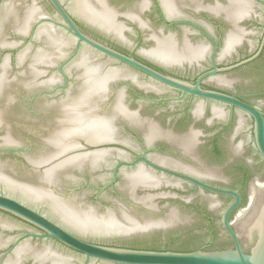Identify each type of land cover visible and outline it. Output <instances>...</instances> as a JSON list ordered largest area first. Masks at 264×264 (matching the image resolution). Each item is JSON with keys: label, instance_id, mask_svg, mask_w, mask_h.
Segmentation results:
<instances>
[{"label": "water", "instance_id": "1", "mask_svg": "<svg viewBox=\"0 0 264 264\" xmlns=\"http://www.w3.org/2000/svg\"><path fill=\"white\" fill-rule=\"evenodd\" d=\"M161 1L165 10L172 14L171 1ZM111 5L114 7L109 6L107 0H99L86 52L67 160L59 264H264V183L253 186L250 193L252 204L250 208L243 209L239 215L238 226L249 232L253 228L256 236L255 240L252 239V246L245 251L232 227V222L228 220L229 214L240 201V194L193 180L206 189L235 196V201L224 215V225L230 233L234 247L208 251L200 249L182 251L196 248L207 241L225 246L229 244V239L225 235L206 230L197 236H191L181 230L180 217L176 211L172 210V207L166 210V185L162 186L166 183V172L179 177L186 176L155 164L145 155L139 159L145 161L152 169L145 168L141 164L133 167L139 159L116 163L118 156L128 159L125 150L132 152L125 148L130 144L126 134H132L126 132L125 123H119L121 118L138 131L146 145H151L150 143L153 142L152 146L147 147H155L158 138H167L175 142L188 154H191L194 147L193 134L178 137L162 130L159 124V120L166 119V109L171 112L184 105L137 103L133 93L127 91L130 83L138 85V88L144 92H151L155 98L179 96L165 85L182 92L183 96L186 94L198 96L195 98L197 115H200L203 107L206 106L214 111L213 115L225 117L231 115L232 107L244 110L253 117L254 136L252 119L239 110L235 113L249 140L253 143L255 139L256 146L264 158L262 111L231 95L245 96L264 110L262 94L264 87H259L257 69L239 68L227 73L223 71L233 69L247 61L219 67L212 60L213 68L202 73L193 83L191 80L210 68L211 63L209 60L202 61L201 64L193 65L189 69L188 62L183 61L197 60L200 50L187 48V41L182 47L177 44L173 36H168L166 27L164 30V24L156 12L152 11L149 16L150 30H146V34H141L140 28L135 26L136 30H131L118 16L120 11H133L135 7L132 3L111 0ZM210 9L215 12L223 10L227 17L236 23L235 20L240 15L247 14L252 8L249 0H230L228 6L222 8L213 6ZM131 17L139 18L137 12L131 13ZM142 24L144 26V23ZM161 29L164 30L163 34ZM241 36L243 35L240 31H232L227 42L235 43ZM138 37H143L144 40L148 38L139 48L147 52L143 56L146 61L159 66L165 72L167 68L175 76L160 72L108 46L114 45L132 50L136 45L134 42L129 44L128 41L129 39L137 41ZM237 61L240 60H219L220 63L225 64ZM184 63L187 70L181 65ZM218 72L222 73L208 77L206 83L217 85V88L230 94L203 87L204 77ZM130 104L133 105V111ZM142 114L152 116L156 114L158 119L142 118ZM118 131L122 132L121 135L117 133ZM133 150L135 155L141 153L139 147L134 146ZM154 152L152 150L149 153L154 154ZM158 160L165 162L163 159ZM156 171H162L163 174H158ZM169 209L172 211L170 212ZM192 225L205 226V221L196 219ZM248 244L246 240L245 245ZM166 245L170 247L169 250H166ZM134 246H148L155 249L132 248Z\"/></svg>", "mask_w": 264, "mask_h": 264}, {"label": "flooded vegetation", "instance_id": "2", "mask_svg": "<svg viewBox=\"0 0 264 264\" xmlns=\"http://www.w3.org/2000/svg\"><path fill=\"white\" fill-rule=\"evenodd\" d=\"M107 1L109 6H112L111 0ZM122 1L132 3L135 7L131 12H119L118 16L122 18L125 26L134 31L136 27L140 28L142 30L141 34H146V30H150L149 25L151 21L149 16L154 11L160 16L161 22L164 24V30L165 27L168 30V36H173L177 44L182 47L184 42L187 41V48L200 50L197 60L195 59L193 62L189 60L183 61L188 62L187 66L189 69L193 65L197 66L201 64L202 61H210V68L202 71L191 82L195 83L202 73L213 68L212 60L219 67L233 65L246 60V63L223 72L228 73L239 68L249 70L255 68L259 77V87H264V0H249L252 9L247 14L240 15L235 20L236 23L229 19L223 10L215 12L210 9L213 6L221 8L228 6L230 0H170L172 14H169L165 10L161 0ZM133 12H137L139 18H132L131 13ZM141 22L144 23V26ZM164 30L161 29L162 34ZM236 30L240 31L243 36L237 42L229 44L227 42L228 36L230 32ZM95 39L102 42L97 38ZM147 40L148 38L144 40L143 37H138L137 41L129 39V42L127 40L129 44L131 42L135 43L136 46L132 50L118 48L114 45L108 46L130 57H134L160 72L175 76L167 68L165 72L159 66L146 61L143 56L147 52L139 50V48ZM222 59H238L240 61L225 64L219 62ZM181 65L187 70L185 63ZM220 73L222 72L204 77L202 80L203 87L229 93L217 88V85L206 83L208 77H213ZM176 76L179 75L176 74ZM165 86L169 90L178 93L179 96L174 98H170L169 96L155 98L151 92H144L138 88V85L133 83H130L127 91L133 93L137 103H166V105L177 103L180 106L183 104L184 106L171 112L166 109V119L159 120V124L162 130L168 131L178 137L193 134L195 136L193 151L191 154L185 153L182 147L167 138H158L159 141L155 147H147L152 146L153 142L150 143L151 145H146L143 139L140 138L138 131L133 129L134 127L125 119L119 117L121 118L119 123H125L126 132L132 134H126L130 139V144L125 147L132 150V152L130 153L125 150L124 152L127 153L128 159L118 156L116 163L122 160L134 161L145 155L155 164L186 176L179 177L166 172V183L162 184L163 187L166 185V210L172 207L171 209L176 211L180 217L181 230L186 233L188 232L191 236H197L206 230L214 234L225 235L229 239V244L225 246L218 245L213 241H207L196 248L182 251H195L199 249L208 251L234 247L230 233L224 225V215L225 211L235 201V196L229 193H217L206 189L193 180L201 181L219 189H228L239 193L240 201L229 214L228 220L232 222V227L238 235L243 249L247 251L252 246V239L255 240V231L253 228L250 232L241 228L238 226V220L240 212L243 209L250 208L252 204L250 203V193L253 186L258 183H264V158L256 146L255 139L253 143L249 140L248 134L244 131L235 111L239 110L252 119V133L254 136L253 117L236 107H232L233 112L229 116L213 115L214 111L209 106L203 107L202 113L197 115L195 113V98L198 96L191 94L183 96L182 92L171 89L168 85ZM262 94L264 95V92ZM231 95L237 96L252 106L258 107L264 115L262 107L250 102L245 96L239 94ZM204 100L220 103L209 99ZM131 104L133 103L131 102ZM131 104L130 106H132L133 111L134 108ZM141 113H143L142 110ZM144 117L158 119L156 114L153 116L143 115L142 118ZM117 133L121 135L122 132L120 131L119 133L118 131ZM134 146L140 148V154L136 153L135 155ZM152 150L155 151L154 154L149 153ZM158 159H163L165 162H159ZM139 164L145 168L152 169L150 165L141 159L133 167L139 166ZM156 172L163 174L162 171ZM163 176L165 177V175ZM114 186L115 183L113 184ZM174 203L176 205H173ZM171 209H169L170 212L172 211ZM196 219H203L205 226L192 225ZM244 238L246 239L244 240ZM246 240L249 242L248 245H245ZM132 248L155 249L148 246H134ZM169 249L170 247L166 245V250Z\"/></svg>", "mask_w": 264, "mask_h": 264}]
</instances>
